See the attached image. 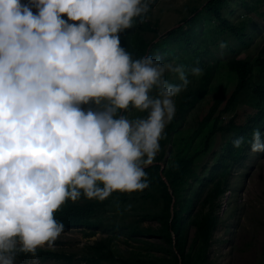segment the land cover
Returning a JSON list of instances; mask_svg holds the SVG:
<instances>
[{"label":"clouds","instance_id":"obj_1","mask_svg":"<svg viewBox=\"0 0 264 264\" xmlns=\"http://www.w3.org/2000/svg\"><path fill=\"white\" fill-rule=\"evenodd\" d=\"M149 10L150 0H0V264H16L18 251L38 264L37 249L64 231L54 214L69 200L149 187L174 98L189 74L203 75L121 47L119 34ZM90 101L103 109L81 107ZM130 108L146 118L129 119ZM250 147L264 152L259 129Z\"/></svg>","mask_w":264,"mask_h":264},{"label":"trees","instance_id":"obj_2","mask_svg":"<svg viewBox=\"0 0 264 264\" xmlns=\"http://www.w3.org/2000/svg\"><path fill=\"white\" fill-rule=\"evenodd\" d=\"M155 1L150 0V10L143 23L139 22L140 18H134L133 27L119 34L121 47L131 53L133 59L165 52L172 43L180 46L182 41L191 46L195 37L192 26L203 12L209 14L220 30L235 42L234 48L223 55L238 53L248 46L244 38L251 18L244 16L237 23H232L223 15L226 9L224 0H206L201 5L202 11H199L200 7H194L181 25L167 31L164 37L158 36L157 21L149 19ZM21 2L27 3V0ZM259 2L262 3L260 6L247 7L245 11L264 20V11L258 12L264 0ZM62 18L67 20L66 15ZM192 57L196 65L187 61L181 64L189 73L192 67L198 66L203 69V75L193 77L189 74L191 83L188 88L174 98L177 109L175 117L166 125L165 135L160 140L161 150L153 164L146 168L149 187L140 192L113 193L103 202L89 201L82 195L76 202H66L54 214L57 220L63 222L64 231L81 229L87 232L86 237L100 234V239L85 245L79 252L80 263L213 264L209 252L214 244L213 235L220 224L219 210L230 192L235 170L246 150L251 149L253 131L259 129L264 137V42L255 55L246 59L238 56L227 57L224 61L218 57L211 59L210 51L200 47L193 49ZM221 64L235 76L236 83L230 91L219 86L209 95L215 72ZM176 82L177 79L172 81L173 84ZM207 96L209 100L205 104V111L188 123L192 110ZM241 103L249 106V112L239 116L235 111L239 110ZM81 107L85 110H102L104 103L98 106L90 101ZM133 110L130 108L126 113L129 119L146 118L147 112L135 110L137 113L133 115ZM210 122V132L204 137V142L196 144L198 128ZM190 130V138L183 140L179 146L183 154H172L171 148L175 145L173 139L180 141L181 136ZM215 134L220 136L223 143L216 163L207 171L206 164H200V161ZM240 137L244 138V143L234 148L232 141ZM188 227L194 229L189 240ZM115 238L143 243L146 253L132 254L130 251L125 255H115L110 248ZM77 254L68 255L40 247L37 249V260L70 264ZM16 259L33 258L30 253L18 251Z\"/></svg>","mask_w":264,"mask_h":264},{"label":"rangeland","instance_id":"obj_3","mask_svg":"<svg viewBox=\"0 0 264 264\" xmlns=\"http://www.w3.org/2000/svg\"><path fill=\"white\" fill-rule=\"evenodd\" d=\"M206 0H156L152 4L149 19L157 21L158 36L164 37L166 32L175 29L181 25L182 20L189 16V12L194 7L201 9V5ZM226 9L223 12L232 23H237L244 16L251 18L250 25L246 28V37L248 46L235 54L222 53L233 49L235 42L230 40L224 32L220 30L216 21L203 12L198 15V21L192 26L195 37L193 44L187 46L180 42V46L170 44L167 51H160L153 57H160L164 63L181 64L187 61L189 64L196 65L193 60V49L195 47L206 48L210 51L211 59L218 57L224 61L227 57L238 56L240 59H246L256 54L261 44L264 42V20L246 12L247 7H258L262 3L260 0H224ZM152 2H150L151 4ZM36 9H33L35 13ZM199 11H202L199 10ZM264 11V5L258 9V12ZM223 45V47H221ZM165 78L172 83L177 79L176 84L180 83L176 74L171 72L165 73ZM209 95L219 86H224L230 91L236 83L235 76L229 73L223 64L215 72ZM190 80V79H189ZM155 94V93H153ZM209 100L207 96L188 116V123H192L196 115L205 111V104ZM240 110V111H239ZM238 113L242 116L249 112V106L241 103ZM133 115L137 111L133 110ZM197 127V125H194ZM211 122L202 128H198L196 144L204 142V137L210 132ZM192 130L187 131L181 137L182 139H173L172 154L181 153L180 144L183 140H188ZM223 140L217 134L212 135L210 146L200 161V164H206L207 171L216 163ZM220 224L214 233V244L212 245L209 257L213 264H264V152L253 153L251 149L246 150L244 158L241 160L239 167L235 170L231 180L230 192L227 193L223 206L219 210ZM146 225V224H145ZM193 228L188 227V240L193 235ZM87 232L81 229H69L60 234V236L49 246L45 244L42 248H49L56 251H62L66 254L78 253L76 259L70 264H84L78 261L79 252L87 244L100 239V234L93 237H86ZM144 244L140 242L127 241L123 238H115L111 243V250L115 255H125L132 251L146 253L143 248ZM20 247V245H18ZM16 264H33V259L19 260ZM38 264H68L66 262L46 261Z\"/></svg>","mask_w":264,"mask_h":264},{"label":"water","instance_id":"obj_4","mask_svg":"<svg viewBox=\"0 0 264 264\" xmlns=\"http://www.w3.org/2000/svg\"><path fill=\"white\" fill-rule=\"evenodd\" d=\"M162 177V179L164 180V177L163 176H161Z\"/></svg>","mask_w":264,"mask_h":264}]
</instances>
